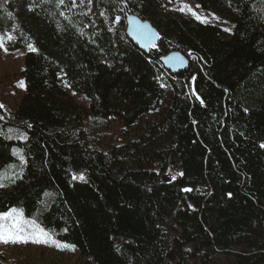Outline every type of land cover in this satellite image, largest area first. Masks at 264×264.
Returning <instances> with one entry per match:
<instances>
[{
    "label": "trees",
    "instance_id": "1",
    "mask_svg": "<svg viewBox=\"0 0 264 264\" xmlns=\"http://www.w3.org/2000/svg\"><path fill=\"white\" fill-rule=\"evenodd\" d=\"M178 1L0 8L5 46L26 52L24 94L0 108V212L74 245L73 264H264V0H190L229 32ZM126 12L157 30L148 54L124 35ZM173 50L192 58L177 75L159 59ZM109 121L127 135L104 146Z\"/></svg>",
    "mask_w": 264,
    "mask_h": 264
},
{
    "label": "rangeland",
    "instance_id": "2",
    "mask_svg": "<svg viewBox=\"0 0 264 264\" xmlns=\"http://www.w3.org/2000/svg\"><path fill=\"white\" fill-rule=\"evenodd\" d=\"M185 5H187V7H185ZM173 7H175L176 13L180 16H190L195 19L191 14L194 11L201 18H206L208 21L207 23L218 24L224 31L228 29L226 32H229L231 29L227 21L218 18L210 12L200 11L190 0H179ZM181 7H184L183 12L179 10ZM197 21L201 22L199 20ZM25 53V50L9 49L6 53L3 49H0V104L4 105V108L8 111H12L18 106L24 94V84L19 73L23 67L22 64ZM191 59L190 57V60ZM21 84L23 85L22 87L20 86ZM75 100V102L79 104H84L80 97H75ZM120 125V123L115 121L107 122L105 126L97 130L96 137H94L95 140L100 141L102 145L106 146L127 135V132H124ZM50 235L51 239L48 244H36L31 242L27 244L0 243V262L2 264H52L53 258L56 257L60 259V264H73L78 256L73 251L67 249L61 250L56 246L53 247L52 241H59L52 233H50ZM21 253H23V255H19ZM39 253L43 255L38 258L36 255Z\"/></svg>",
    "mask_w": 264,
    "mask_h": 264
},
{
    "label": "snow or ice",
    "instance_id": "3",
    "mask_svg": "<svg viewBox=\"0 0 264 264\" xmlns=\"http://www.w3.org/2000/svg\"><path fill=\"white\" fill-rule=\"evenodd\" d=\"M8 0H3V3H0V8H4L7 5ZM44 3H48L49 0H42ZM59 4H64V0H57ZM85 0H80V4H84ZM93 0H87V4H92ZM171 2V0H169ZM72 6H77V0H71ZM37 7H39L38 4L35 3V0H33V3L29 4L28 11H34ZM187 7V5H185ZM181 12L184 11V7H181L179 9ZM104 13L101 12L100 15H103ZM195 19L201 21L202 23H207L206 18H201L199 15H197L194 11L191 13ZM63 15V13H61ZM8 17L12 16L11 12L7 13ZM120 17L117 16L116 20L119 21ZM15 31V29H13ZM225 31H228V29H225ZM141 35L145 38L148 37V33L141 32ZM15 39L14 35H12L9 32H4L0 34V49H3L6 53L8 51L7 47H5L6 42H12ZM28 50L31 52L38 51L35 46L31 43L27 45ZM23 86L22 84L20 85ZM70 87V85H68ZM75 94V93H73ZM195 95V92H194ZM197 99H200L199 96H197ZM201 103H203V100H201ZM4 105L0 104V108H3ZM4 117L0 116V120H3ZM31 127V125H29ZM2 131V130H0ZM15 130L12 128L8 129V133H13ZM5 138L8 140H11L13 137L12 135L5 134ZM17 139L27 141L28 136L26 134H18L16 136ZM261 148H264V144L260 145ZM11 155L12 156H19V159L21 163H25V158L23 155L19 154L18 149L12 148L11 149ZM14 167V165H9V168ZM2 175V174H0ZM180 175H183V173H180ZM77 177H73V179H76ZM80 179H83V176L81 175L79 177ZM13 182L15 180L13 179ZM4 183L0 182V188L4 187ZM184 191H191V189H184ZM231 196V193L228 194ZM51 239L50 233L42 227L36 220L34 219H27L24 216V213L22 210H18L17 208L13 207L8 211L0 212V243L3 244H18V243H24L27 244L29 242L36 243V244H48L49 240ZM53 245L60 248L61 250L67 249L70 251L75 250L74 245H69L67 243H60L55 240L52 241Z\"/></svg>",
    "mask_w": 264,
    "mask_h": 264
},
{
    "label": "water",
    "instance_id": "4",
    "mask_svg": "<svg viewBox=\"0 0 264 264\" xmlns=\"http://www.w3.org/2000/svg\"><path fill=\"white\" fill-rule=\"evenodd\" d=\"M123 22L125 23L124 35L144 53L148 54L159 43L160 36L149 21L132 12H126ZM141 32L148 33V37L142 36ZM159 59L164 69L171 75L185 72L189 68L190 60L176 50L169 52L168 55L166 54ZM190 90L192 91V88Z\"/></svg>",
    "mask_w": 264,
    "mask_h": 264
},
{
    "label": "bare ground",
    "instance_id": "5",
    "mask_svg": "<svg viewBox=\"0 0 264 264\" xmlns=\"http://www.w3.org/2000/svg\"><path fill=\"white\" fill-rule=\"evenodd\" d=\"M151 24V23H150ZM154 28V27H153ZM156 30V29H155ZM157 31V30H156ZM162 65V64H161Z\"/></svg>",
    "mask_w": 264,
    "mask_h": 264
}]
</instances>
